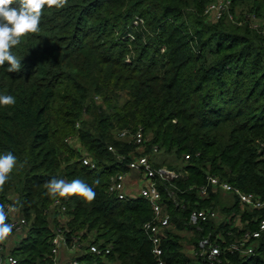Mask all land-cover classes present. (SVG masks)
<instances>
[{
	"label": "trees",
	"instance_id": "16d2710c",
	"mask_svg": "<svg viewBox=\"0 0 264 264\" xmlns=\"http://www.w3.org/2000/svg\"><path fill=\"white\" fill-rule=\"evenodd\" d=\"M210 1L68 0L63 9L45 7L40 31L13 47L21 70L0 67V95L16 99L0 106V154L17 157L18 197L11 203L28 223L18 240L3 245L17 264H48L55 228L65 239L58 264L74 257L88 264V243L109 247L99 264H155L141 230L149 204L107 192L110 176L126 171L136 154L129 139L117 137L120 130L140 129V154L176 174L158 181L171 223L162 242L165 264H196L187 246L216 233L229 243L251 218L264 216L230 193L197 194L211 175L264 199V37L224 17L205 22ZM229 2L264 22V0ZM72 134L93 168L65 141ZM52 178L80 179L95 199L85 204L72 196L56 204L46 195ZM9 187L8 179L0 204ZM193 208L216 210L220 218L198 222L197 230L188 223ZM222 256L223 264H264V232L247 259Z\"/></svg>",
	"mask_w": 264,
	"mask_h": 264
},
{
	"label": "built area",
	"instance_id": "2783aa9c",
	"mask_svg": "<svg viewBox=\"0 0 264 264\" xmlns=\"http://www.w3.org/2000/svg\"><path fill=\"white\" fill-rule=\"evenodd\" d=\"M225 3L224 7L230 4L229 0H225ZM210 5L207 6L205 12L208 13V10H215V17L220 18L221 16L218 9L221 5ZM117 137L120 139H129L135 146V150L142 147L145 142L140 129L133 133H130L128 130H120ZM65 141H68V139ZM107 150L114 155L116 154L115 148L111 145L107 146ZM115 157L121 162L125 160V157L121 154H116ZM187 158L188 156L186 155L185 159ZM81 162L91 168L95 166L87 156L81 157ZM125 166L127 167L126 171L118 172L110 176L107 192L113 194L119 200L142 198L149 204L151 208V217L142 223L141 230L150 243V252L155 258V264H165L162 242L167 236L166 230L171 228V223L170 214L165 209L167 200H164L159 190L158 181L162 185L168 181L169 178L176 177V174L170 172L166 167H154L146 154H132L131 159L125 162ZM132 176H134V178H132ZM131 183L135 184V191L130 190L129 185ZM209 189L212 191L219 190L230 193L244 209L264 210V199L255 196L251 192L242 191L226 180L219 179L216 176L207 175L205 182L198 186L197 194L201 198L206 197L209 193ZM166 195L168 199L170 198L174 202L171 193L166 192ZM174 203L176 206L178 205L176 202ZM4 206L5 210L8 212L7 222L14 225L13 231L9 237H16L23 232L28 223L25 218L19 214L14 204L7 203ZM219 218L216 210L209 208H193L189 211L188 223L194 225L197 230H201L198 222L217 220ZM250 223H255L256 227L254 229L250 228ZM241 228L238 237L229 243L225 242L221 233H216L213 237L208 234L198 239L195 245L187 246L184 251L196 264H223L222 255L226 252L237 253L240 257L247 259L253 255L256 240L264 232V216L257 215L251 218L250 221L246 222L244 227L242 226ZM227 235H230V232H227ZM220 243H223L224 246L221 247ZM4 244H6V241L0 243V264H10V258L17 264V258L9 254L7 250L3 248ZM51 245L52 257L48 264H58V251L61 245H65V239L61 228H55L53 230ZM86 251L93 258L88 264H99L98 260L104 259L109 253V247H101L97 243H88ZM65 264H82V262L74 257L68 259Z\"/></svg>",
	"mask_w": 264,
	"mask_h": 264
},
{
	"label": "clouds",
	"instance_id": "9594fccd",
	"mask_svg": "<svg viewBox=\"0 0 264 264\" xmlns=\"http://www.w3.org/2000/svg\"><path fill=\"white\" fill-rule=\"evenodd\" d=\"M68 0H0V67L6 63L9 73L21 70V60L13 54L12 49L21 43V37L40 31V22L45 7L63 9ZM16 99L12 95H0V106H13ZM17 165V157L12 152L0 154V190L7 183L10 174ZM98 184L99 181H94ZM46 195L56 204L61 198L72 196L82 198L89 204L95 199V191L80 179L68 182L64 179L52 178L45 184ZM8 212L0 204V243L6 241L13 231L14 225L7 222ZM10 264H15L10 258Z\"/></svg>",
	"mask_w": 264,
	"mask_h": 264
},
{
	"label": "rangeland",
	"instance_id": "374dc122",
	"mask_svg": "<svg viewBox=\"0 0 264 264\" xmlns=\"http://www.w3.org/2000/svg\"><path fill=\"white\" fill-rule=\"evenodd\" d=\"M210 4L212 5L214 4L216 6L221 5L218 9V12L220 13L221 18L224 17L228 23L235 25L236 27H239V28L247 24L249 28L256 30L258 34L264 37V22L263 21L252 18L251 16L246 15V14L245 15L239 14L237 9L235 10L234 8L231 7V4H227L224 7V4H226L225 0H211L210 2L207 3V5L205 6L202 12V18L204 19L205 22L212 23L218 19L215 17V12H216L215 10L214 11L208 10L207 11L208 13L205 12V10L207 9V6H209ZM67 142L70 147L75 148V150H79L81 155L86 156L85 150L81 146L79 140L73 134L72 136H70V138H68ZM263 146H264V143H263ZM143 150H144V146L137 148V150L134 149V151H136V154L142 153ZM132 178H134V176H132ZM9 181H10V187L8 188L7 192H5L6 194L5 198L7 199V201H5L4 205L7 203L10 204L11 202L13 203L17 201V197H18L17 191L19 189V176L14 169L12 171V174L9 176ZM134 185L135 184L133 183L129 185L130 190L132 191L136 190V187ZM14 238L15 240H18V238L11 236L6 240V244H11L10 242L14 240ZM61 254L63 256V260L68 255L67 252L64 253L63 251L62 253H60V256ZM63 264H65L64 261H63Z\"/></svg>",
	"mask_w": 264,
	"mask_h": 264
}]
</instances>
